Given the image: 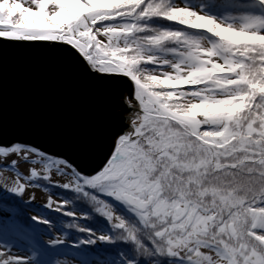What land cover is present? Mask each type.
Listing matches in <instances>:
<instances>
[{"label": "snow or ice", "instance_id": "obj_1", "mask_svg": "<svg viewBox=\"0 0 264 264\" xmlns=\"http://www.w3.org/2000/svg\"><path fill=\"white\" fill-rule=\"evenodd\" d=\"M5 50L105 87L113 132L94 169L0 142V264H264V0H0Z\"/></svg>", "mask_w": 264, "mask_h": 264}, {"label": "water", "instance_id": "obj_2", "mask_svg": "<svg viewBox=\"0 0 264 264\" xmlns=\"http://www.w3.org/2000/svg\"><path fill=\"white\" fill-rule=\"evenodd\" d=\"M130 90V89H129ZM108 90L42 53L5 50L0 58V142H24L102 165L113 126Z\"/></svg>", "mask_w": 264, "mask_h": 264}, {"label": "rangeland", "instance_id": "obj_3", "mask_svg": "<svg viewBox=\"0 0 264 264\" xmlns=\"http://www.w3.org/2000/svg\"><path fill=\"white\" fill-rule=\"evenodd\" d=\"M13 158H15V157H9L7 159L0 158V160H3V162H5V163H10L11 159H13ZM28 168H29V165L25 164L23 162H21L20 165H19V171L22 172V173H26ZM14 179H15V173L14 172H12V171L0 172V182H3V181L6 180L9 183V185H11V183H12V181ZM40 183H44V182L40 181ZM60 191L61 190H59V189H53L51 191V193H49V192H45L41 188L28 187L26 189V192H25L24 196H23V200L24 201H28L30 199V197L34 196V199H32L31 203L28 204L31 207H33L32 209L36 208V210H40L41 212L48 213V214L51 213L52 215L55 216V217H53L54 219L59 220V218H60V216L62 214L61 213H57V212L53 211L52 209H49V208H47L45 206L48 204L50 196H51V199L53 201H56V202L59 203L60 202V197H59ZM65 207H68V206L66 205ZM26 215L28 217H31L33 215H38V213L35 212V210H31L29 208V209L26 210ZM64 219H71V218H64ZM88 222H90V225L88 224ZM81 223H86L87 226L91 227V228H96L97 227V221L95 222V220H93V221L81 220ZM103 248H104L103 245H98L97 246V250L98 251L102 250ZM100 254L104 255V252L100 251Z\"/></svg>", "mask_w": 264, "mask_h": 264}, {"label": "trees", "instance_id": "obj_4", "mask_svg": "<svg viewBox=\"0 0 264 264\" xmlns=\"http://www.w3.org/2000/svg\"><path fill=\"white\" fill-rule=\"evenodd\" d=\"M22 207L24 208V210H25V212H26V210L27 209H31V210H35V212H37V213H40L41 211L40 210H36V208H34V209H32L33 207H31L30 205H28V204H24V205H22ZM50 214V216H51V218L52 219H54L53 217H55L54 215H52L51 213H49ZM54 220H57V219H54ZM58 222H59V220H57ZM95 222H96V220H95ZM88 224L90 225V222H88ZM75 235H77V236H79V235H84L83 233H75ZM105 254V253H104Z\"/></svg>", "mask_w": 264, "mask_h": 264}]
</instances>
